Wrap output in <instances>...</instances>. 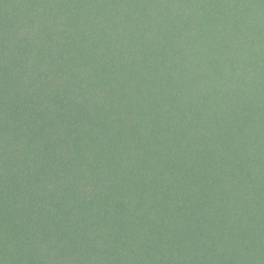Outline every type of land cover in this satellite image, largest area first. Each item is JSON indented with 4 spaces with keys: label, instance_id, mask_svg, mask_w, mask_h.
I'll list each match as a JSON object with an SVG mask.
<instances>
[{
    "label": "trees",
    "instance_id": "obj_1",
    "mask_svg": "<svg viewBox=\"0 0 264 264\" xmlns=\"http://www.w3.org/2000/svg\"><path fill=\"white\" fill-rule=\"evenodd\" d=\"M225 258L264 264V0H0V264Z\"/></svg>",
    "mask_w": 264,
    "mask_h": 264
},
{
    "label": "rangeland",
    "instance_id": "obj_2",
    "mask_svg": "<svg viewBox=\"0 0 264 264\" xmlns=\"http://www.w3.org/2000/svg\"><path fill=\"white\" fill-rule=\"evenodd\" d=\"M213 183H217V179H215ZM208 188L211 187L209 185L204 186V189L201 194L192 197L190 201L191 204L188 207L189 210L186 209V211H184V213L181 214L180 216L181 220L186 222V224L185 223L183 224L184 227H186L188 224H190L191 227H193V225L195 226V228H183L185 231H190L191 233L196 232L198 234H207V235H209L214 230L220 234H223V231H225V229L222 228V220L220 218V214L217 213L215 209L219 205L220 200L223 199L224 197L214 196V194L208 191ZM200 199H203L200 205L202 207L200 208L199 206L194 207L195 202H198V200ZM200 210H204V211L201 212ZM189 220L191 221V223H189ZM205 222L215 225L216 228H204ZM197 223L201 224L203 228H201ZM219 262H220L219 264H231L230 259L227 260L226 258L220 259ZM189 264H199V263L190 261Z\"/></svg>",
    "mask_w": 264,
    "mask_h": 264
}]
</instances>
